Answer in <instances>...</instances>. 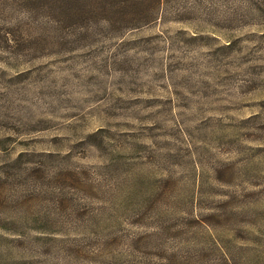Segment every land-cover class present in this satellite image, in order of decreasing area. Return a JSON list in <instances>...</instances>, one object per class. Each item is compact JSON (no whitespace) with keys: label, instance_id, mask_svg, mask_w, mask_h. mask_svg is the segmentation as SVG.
<instances>
[{"label":"rangeland","instance_id":"obj_1","mask_svg":"<svg viewBox=\"0 0 264 264\" xmlns=\"http://www.w3.org/2000/svg\"><path fill=\"white\" fill-rule=\"evenodd\" d=\"M0 264H264V0H0Z\"/></svg>","mask_w":264,"mask_h":264}]
</instances>
